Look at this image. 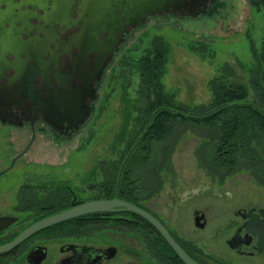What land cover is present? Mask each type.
<instances>
[{
    "label": "flooded vegetation",
    "instance_id": "obj_1",
    "mask_svg": "<svg viewBox=\"0 0 264 264\" xmlns=\"http://www.w3.org/2000/svg\"><path fill=\"white\" fill-rule=\"evenodd\" d=\"M214 1L140 0L138 6H132L131 0H0V11L11 15L29 12L22 19L24 38L45 35L47 40L46 45L40 43L36 47V51L44 52L31 58L34 72L24 83L9 87L13 67L1 69L0 119L12 124L28 123L32 134L36 128L54 136L76 131L92 110L97 85L107 67L134 27L152 14L206 11ZM7 168L8 165H2L0 173ZM102 179L93 183V192L90 188L86 193L71 188L67 182L58 187L53 180L48 181L51 185L40 182L29 188H1L0 244L40 218L82 200L117 196L153 213L199 264H230L225 257L227 251L217 247L221 243L233 253L247 257L248 264H264L263 203L233 206L221 225L212 226L210 219L214 214L210 215L209 205L203 199L207 195L200 199V206L193 205V200H184L198 197L196 193L184 198L176 195L178 201L191 203L190 210L182 209L187 221L191 220L195 228L209 225L205 234H198V230H178L177 224L184 216L181 209L177 221L170 216L171 223L163 212L145 202L151 193L161 189L137 190L139 197L131 199L124 197L123 192L119 195L104 189ZM3 198L6 202L1 201ZM66 218L37 227L9 248L0 250V264H188L148 218L132 209L115 205ZM215 240L216 248L211 244ZM230 242L234 245L230 246ZM213 249L217 252L213 253Z\"/></svg>",
    "mask_w": 264,
    "mask_h": 264
},
{
    "label": "rangeland",
    "instance_id": "obj_2",
    "mask_svg": "<svg viewBox=\"0 0 264 264\" xmlns=\"http://www.w3.org/2000/svg\"><path fill=\"white\" fill-rule=\"evenodd\" d=\"M156 33L164 35L170 43L163 80L168 89L175 90L178 100L207 101L211 95L208 81L215 77L246 84V99L256 101L258 89L254 80L264 76L261 61L264 53L263 8H255L248 0H215L206 11L152 14L132 29L115 53L97 85L92 110L79 129L54 136L36 128L32 134L28 123L12 124L0 119V168L8 165L0 173V189L29 188L53 180L58 187L67 182L82 193L90 192V188L93 192L92 188L96 186L93 183L106 176L119 156L123 140H119L116 133L123 121V104L130 106L137 95L138 71L133 62L150 47ZM171 127L165 139L167 144L174 143L171 167L155 169L160 154H154L147 161L137 159L134 165L136 172L147 179L144 183L142 177L137 179L139 192L146 188L161 189L156 194L151 193L150 199L145 201L150 207L163 212L173 223L171 217L177 221L182 209L187 212L192 207L188 206L190 202L178 201V196L184 198L196 193L198 197L184 200H193V205L200 206L203 205L200 199L207 195L203 198L204 204L209 205L210 215L214 214L210 223L217 226L223 223L233 206L264 204V184L246 170L232 172L219 181L218 176L207 173L198 163L197 125L174 122ZM162 137L158 139L163 142ZM156 150L160 151V148ZM134 169L131 170L133 174ZM3 194L8 195V192L3 191ZM1 201L6 202L5 198ZM182 214L184 216L177 224L179 231L192 229L193 233L198 230V234L208 231L209 225L195 228L191 220L187 221L183 210ZM215 243L216 240L211 243L214 248ZM217 247L227 251L225 257L230 264L249 263L247 257L233 253L226 244H217ZM212 252L217 251L213 249ZM228 254L234 255L228 257Z\"/></svg>",
    "mask_w": 264,
    "mask_h": 264
},
{
    "label": "trees",
    "instance_id": "obj_3",
    "mask_svg": "<svg viewBox=\"0 0 264 264\" xmlns=\"http://www.w3.org/2000/svg\"><path fill=\"white\" fill-rule=\"evenodd\" d=\"M248 1L255 8L264 9V0ZM170 50L168 39L156 33L150 47L134 59L137 95L130 106L123 104V121L116 133L123 143L118 158L102 179L104 189L119 195L123 192L126 198L139 197L137 179L142 177L143 183L147 179L134 169L137 159L147 161L160 154L155 169H169L174 143L167 144L165 139L174 122H191L199 128L196 157L207 173L218 176L220 181L232 172L246 170L264 184V76L254 80L258 89L256 101L246 99V84L212 77L208 81L211 95L207 101L183 102L163 80ZM261 57L264 65V53Z\"/></svg>",
    "mask_w": 264,
    "mask_h": 264
},
{
    "label": "water",
    "instance_id": "obj_4",
    "mask_svg": "<svg viewBox=\"0 0 264 264\" xmlns=\"http://www.w3.org/2000/svg\"><path fill=\"white\" fill-rule=\"evenodd\" d=\"M19 1H24L26 3L27 0ZM139 1L140 0H131L130 3H132V6H138ZM13 5L19 6L20 4L13 3ZM28 15L29 12L26 11H22L21 15H11L8 11H0V73L1 69L4 66L13 67V71L9 75V77L12 78L11 81L8 82L9 87L16 86L19 82L24 83L26 79H29L31 77L34 72L31 65V58L36 54L44 52L40 49L36 51V47H40V43H42V46H44L47 42L45 35H43L45 39L39 35H31L26 38L22 36V31L24 30V22L22 19L27 18ZM8 52L12 53L11 57L7 56ZM115 205H120L121 207L132 209L144 215L160 230V232L166 237L175 251L182 257V259L186 263L199 264L184 251V249L168 231L166 226L153 213L131 200L117 196L88 198L69 207L58 210L50 215L44 216L21 230L9 241L1 243L0 250L9 248L30 231L48 222L66 218L68 216L81 212H88L99 209H111ZM199 223L201 224L202 221H200ZM229 244L230 246H233L234 242H230Z\"/></svg>",
    "mask_w": 264,
    "mask_h": 264
}]
</instances>
